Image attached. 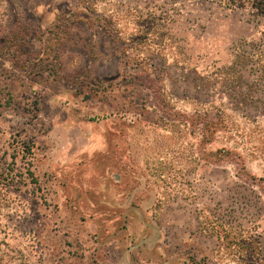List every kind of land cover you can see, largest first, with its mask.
I'll use <instances>...</instances> for the list:
<instances>
[{
    "label": "rangeland",
    "instance_id": "obj_1",
    "mask_svg": "<svg viewBox=\"0 0 264 264\" xmlns=\"http://www.w3.org/2000/svg\"><path fill=\"white\" fill-rule=\"evenodd\" d=\"M231 1L0 0V264H264V0Z\"/></svg>",
    "mask_w": 264,
    "mask_h": 264
},
{
    "label": "crops",
    "instance_id": "obj_2",
    "mask_svg": "<svg viewBox=\"0 0 264 264\" xmlns=\"http://www.w3.org/2000/svg\"><path fill=\"white\" fill-rule=\"evenodd\" d=\"M142 242H144V243H142ZM154 241H138V243L137 244H135L136 246V248H135V250H139V248H141L140 246H142V244H145V245H158L159 247H160V243H153ZM157 242H159V241H157ZM125 250H128V248H126ZM125 250H123V254H121V255H119V257H117V258H115L116 256H114V255H112V254H110V255H103L104 256V258H101V259H103L102 260V262H108L109 264H141L140 263V260L138 259L139 258V256H132V255H127L126 253H124L125 252ZM133 251V250H132ZM102 256V257H103ZM160 256V255H159ZM158 256V257H159ZM158 259V262H156L155 260H153L152 262H155V264H160V259L159 258H157ZM147 261V260H146Z\"/></svg>",
    "mask_w": 264,
    "mask_h": 264
},
{
    "label": "trees",
    "instance_id": "obj_3",
    "mask_svg": "<svg viewBox=\"0 0 264 264\" xmlns=\"http://www.w3.org/2000/svg\"><path fill=\"white\" fill-rule=\"evenodd\" d=\"M227 4H228L227 6H229V5H231V6H243L244 5L243 1H241V0H232L231 2H229ZM261 10H262V8H261ZM259 13L260 14L264 13V11H260V9H259ZM244 241H248V240H244Z\"/></svg>",
    "mask_w": 264,
    "mask_h": 264
}]
</instances>
